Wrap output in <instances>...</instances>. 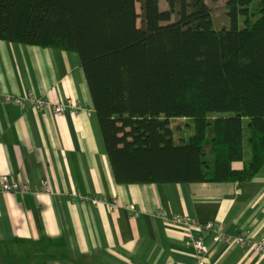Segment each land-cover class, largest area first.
I'll list each match as a JSON object with an SVG mask.
<instances>
[{
    "label": "trees",
    "instance_id": "1",
    "mask_svg": "<svg viewBox=\"0 0 264 264\" xmlns=\"http://www.w3.org/2000/svg\"><path fill=\"white\" fill-rule=\"evenodd\" d=\"M0 41L80 56L117 185L264 168V0H0Z\"/></svg>",
    "mask_w": 264,
    "mask_h": 264
},
{
    "label": "crops",
    "instance_id": "2",
    "mask_svg": "<svg viewBox=\"0 0 264 264\" xmlns=\"http://www.w3.org/2000/svg\"><path fill=\"white\" fill-rule=\"evenodd\" d=\"M28 94L80 109L55 119L3 101ZM2 176L37 189L49 182L53 192L0 193V264H201L159 210L264 242V168L242 185L116 184L77 53L0 41ZM197 235L209 248L207 264H264L251 244Z\"/></svg>",
    "mask_w": 264,
    "mask_h": 264
},
{
    "label": "built area",
    "instance_id": "3",
    "mask_svg": "<svg viewBox=\"0 0 264 264\" xmlns=\"http://www.w3.org/2000/svg\"><path fill=\"white\" fill-rule=\"evenodd\" d=\"M6 104H13L22 110H36L39 112H50L55 119H60L68 114H75L79 111V107L72 101L66 103H54L51 101H44L35 99L31 94L25 97L9 98L5 97L3 100ZM53 190L49 182H45L41 188H34L30 180L19 181L12 180L9 176L0 177V193H15L20 195L36 194V195H50ZM100 202L101 200H93ZM131 211L137 215L134 207ZM157 216L169 225L179 228L183 231L187 239L189 248L201 258V264H207L205 257L209 254V248L204 239L197 235L198 232L207 231L214 234L216 242L237 243L240 245H253L255 251L264 253V242H253L248 240L245 234L237 238H230L225 235L217 224L209 222L207 224H200L198 221L182 215H172L166 210H159Z\"/></svg>",
    "mask_w": 264,
    "mask_h": 264
},
{
    "label": "rangeland",
    "instance_id": "4",
    "mask_svg": "<svg viewBox=\"0 0 264 264\" xmlns=\"http://www.w3.org/2000/svg\"><path fill=\"white\" fill-rule=\"evenodd\" d=\"M162 6H163V8H165L166 5L163 4ZM137 9H138L139 14H141L140 4H137ZM216 17H217V20H218V18L221 19L220 12ZM218 21H219L218 23L222 22L221 20H218ZM139 22H141V21H139ZM218 26L219 25L216 24V28H218ZM172 127L175 130V139H176V141H177L176 143L178 145L181 143H184L185 141H188L194 132L193 123L191 121H188L186 123L185 120L174 119V120H172Z\"/></svg>",
    "mask_w": 264,
    "mask_h": 264
}]
</instances>
